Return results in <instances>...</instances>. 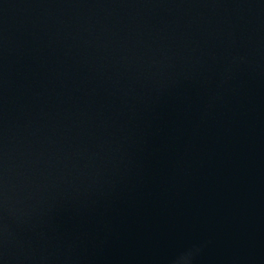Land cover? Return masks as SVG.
Returning <instances> with one entry per match:
<instances>
[{"label": "water", "instance_id": "water-1", "mask_svg": "<svg viewBox=\"0 0 264 264\" xmlns=\"http://www.w3.org/2000/svg\"><path fill=\"white\" fill-rule=\"evenodd\" d=\"M0 264H264V0H0Z\"/></svg>", "mask_w": 264, "mask_h": 264}]
</instances>
